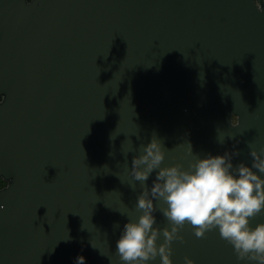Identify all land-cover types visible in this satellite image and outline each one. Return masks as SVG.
I'll list each match as a JSON object with an SVG mask.
<instances>
[{
	"label": "water",
	"instance_id": "1",
	"mask_svg": "<svg viewBox=\"0 0 264 264\" xmlns=\"http://www.w3.org/2000/svg\"><path fill=\"white\" fill-rule=\"evenodd\" d=\"M154 136L161 167L225 153L233 172L252 166L264 0H0V264H122L117 241L142 215L132 161ZM154 215L159 247L171 225ZM179 235L173 264H249L219 228Z\"/></svg>",
	"mask_w": 264,
	"mask_h": 264
},
{
	"label": "clouds",
	"instance_id": "2",
	"mask_svg": "<svg viewBox=\"0 0 264 264\" xmlns=\"http://www.w3.org/2000/svg\"><path fill=\"white\" fill-rule=\"evenodd\" d=\"M33 3L34 0H27L29 6ZM234 120L235 117L233 126H238ZM142 152L133 159L131 170V176L143 188L136 204L142 215L138 221L130 220L124 226L117 241L116 253L122 264H147L157 257L161 264H173L171 245L175 240H183L179 233L186 225L193 227L197 238L219 228L221 238L233 246L239 260L264 264V223L251 226V221L264 212V179L253 171L264 174V149L252 150V166L241 163L234 172L232 153L197 159L188 169L182 164L161 167L166 150L155 136L147 146H142ZM188 154L192 155L191 145ZM153 172L156 178L149 190L145 182ZM156 200L167 207L157 209ZM157 210L171 225L170 230H162L165 242L159 247L161 229L154 228ZM75 264H86V258L77 257ZM185 264L195 262L185 257Z\"/></svg>",
	"mask_w": 264,
	"mask_h": 264
},
{
	"label": "trees",
	"instance_id": "3",
	"mask_svg": "<svg viewBox=\"0 0 264 264\" xmlns=\"http://www.w3.org/2000/svg\"><path fill=\"white\" fill-rule=\"evenodd\" d=\"M6 185V183L0 179V188L4 187Z\"/></svg>",
	"mask_w": 264,
	"mask_h": 264
}]
</instances>
